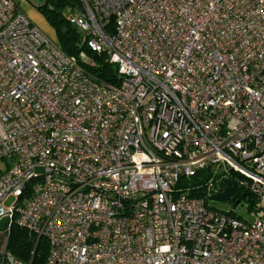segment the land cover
<instances>
[{
	"label": "built area",
	"instance_id": "1",
	"mask_svg": "<svg viewBox=\"0 0 264 264\" xmlns=\"http://www.w3.org/2000/svg\"><path fill=\"white\" fill-rule=\"evenodd\" d=\"M22 1L0 0V231L44 238V264H264V0H78L112 81ZM212 166L254 222L209 207L212 182L189 195Z\"/></svg>",
	"mask_w": 264,
	"mask_h": 264
},
{
	"label": "trees",
	"instance_id": "2",
	"mask_svg": "<svg viewBox=\"0 0 264 264\" xmlns=\"http://www.w3.org/2000/svg\"><path fill=\"white\" fill-rule=\"evenodd\" d=\"M79 5L78 0H44L38 6L45 12L47 20L54 25L59 38V46L62 52L67 55L79 57L85 51V56L91 59L88 65H84L96 77L112 81L115 76V66L107 62L103 55H97L87 49L81 41V33L73 28L69 23V15L67 18L62 17L57 8L69 6V10L73 13L74 8ZM71 14V13H70ZM234 178H238L237 174H232ZM210 174L208 170H201L197 172L188 182L190 188L189 195L192 197L203 196L206 194L208 178ZM213 180H215L213 178ZM214 182V181H212ZM186 182L182 181L180 186H186ZM221 188L219 187L218 190ZM249 196L251 205L255 204L254 198L248 190L242 186L241 191L233 198L239 199ZM232 198V199H233ZM230 214L234 215L232 211ZM3 227V225H2ZM6 234L4 256L9 255L18 264H44L47 255V243L44 238H36L35 234L27 231L24 228L11 224ZM1 264H8L5 257H3Z\"/></svg>",
	"mask_w": 264,
	"mask_h": 264
},
{
	"label": "rangeland",
	"instance_id": "3",
	"mask_svg": "<svg viewBox=\"0 0 264 264\" xmlns=\"http://www.w3.org/2000/svg\"><path fill=\"white\" fill-rule=\"evenodd\" d=\"M79 7V5H76ZM21 7L23 11L25 12L26 16L30 19V21L36 25L49 39L52 41L58 43V32L54 25L50 24V22L47 20L45 12L41 10L39 7L31 4L28 1H22ZM57 11L60 12L62 17L67 18L70 13H72L69 10V6L57 8ZM75 28V26H72ZM84 55L86 54L85 51L82 52ZM87 55V54H86ZM2 161L0 160V165ZM223 167L216 168L215 166L211 167V170L209 172L210 176L208 178L209 182H212L211 189H215L218 180H213L215 178V175H221L223 173ZM238 181L241 182L242 179L238 177ZM241 186V183H240ZM241 191V190H240ZM240 197L233 198L227 201H216V200H210L208 197L206 198L207 205L209 207L221 210V211H232V213L237 216L240 220L252 223L256 219L257 214V208L255 207L256 204L251 205V202L249 201V196L243 197L239 199ZM13 200V197H10L6 204H9ZM5 240H6V234L4 231H0V264L2 263L3 257H4V246H5Z\"/></svg>",
	"mask_w": 264,
	"mask_h": 264
},
{
	"label": "water",
	"instance_id": "4",
	"mask_svg": "<svg viewBox=\"0 0 264 264\" xmlns=\"http://www.w3.org/2000/svg\"><path fill=\"white\" fill-rule=\"evenodd\" d=\"M44 0H32V4L35 6H40ZM222 188L208 196L210 200L216 201H227L230 200L236 189L238 188V183L236 180L229 178H222L220 181Z\"/></svg>",
	"mask_w": 264,
	"mask_h": 264
},
{
	"label": "flooded vegetation",
	"instance_id": "5",
	"mask_svg": "<svg viewBox=\"0 0 264 264\" xmlns=\"http://www.w3.org/2000/svg\"><path fill=\"white\" fill-rule=\"evenodd\" d=\"M229 179L236 180L233 176H230ZM217 187L222 188L221 183H218V184H217ZM241 187H242V186L238 185V188L236 189V191L234 192V194L232 195V197H231L230 199H232L233 197H235V196L240 192Z\"/></svg>",
	"mask_w": 264,
	"mask_h": 264
},
{
	"label": "crops",
	"instance_id": "6",
	"mask_svg": "<svg viewBox=\"0 0 264 264\" xmlns=\"http://www.w3.org/2000/svg\"><path fill=\"white\" fill-rule=\"evenodd\" d=\"M1 160V159H0ZM2 161V163H1V165H0V173H2L4 170H5V168H6V166H7V163L8 162H6L5 160H1Z\"/></svg>",
	"mask_w": 264,
	"mask_h": 264
}]
</instances>
